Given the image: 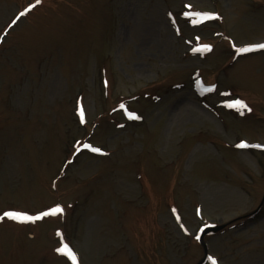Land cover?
Returning a JSON list of instances; mask_svg holds the SVG:
<instances>
[{"label":"rangeland","instance_id":"obj_1","mask_svg":"<svg viewBox=\"0 0 264 264\" xmlns=\"http://www.w3.org/2000/svg\"><path fill=\"white\" fill-rule=\"evenodd\" d=\"M34 3L0 0V213L64 212L0 221V264H197L209 224L264 264V0Z\"/></svg>","mask_w":264,"mask_h":264},{"label":"snow or ice","instance_id":"obj_2","mask_svg":"<svg viewBox=\"0 0 264 264\" xmlns=\"http://www.w3.org/2000/svg\"><path fill=\"white\" fill-rule=\"evenodd\" d=\"M40 2L41 0H35L34 4H29L28 7L25 8L23 12H21L18 16H16V18L12 21V24H15L16 21L19 20L21 16L26 15L32 8H34ZM187 7L191 8V5H188ZM184 15L200 17L203 20H208V19L217 18L218 14L208 13V12H185ZM194 22H197V21H194ZM197 39H199V37H197ZM211 47H212L211 45L205 44L202 46L201 49H196V50L197 51L210 50ZM258 49L264 50V43L250 44V45L240 48L239 51L241 53H244V52H250V51L258 50ZM227 106L230 108L247 109L249 111L251 110L248 108V105L245 103L243 99L231 100L227 102ZM129 116L135 117V113L130 112ZM80 117H81V121L83 122L84 112L82 108L80 109ZM135 118L138 119L139 117H135ZM241 146L246 147L247 145L246 143L242 142ZM86 147L91 148L93 152L99 153L102 151V149L94 148L91 145H86ZM256 147H262V146L257 145ZM63 212H64V208L59 204L53 207H50L46 211H41L35 215L29 214L27 211L7 210V211H3L2 213H0V221H3L5 218H7L13 221L20 222V223L34 222L38 219H43L45 216H55L57 214H62ZM56 251L58 253H61L67 256L72 261V264H78V258H77L76 252H74L73 249L67 243L62 244V246L58 247ZM208 259L212 262V264H218V261L216 260L215 257L208 256Z\"/></svg>","mask_w":264,"mask_h":264},{"label":"water","instance_id":"obj_3","mask_svg":"<svg viewBox=\"0 0 264 264\" xmlns=\"http://www.w3.org/2000/svg\"><path fill=\"white\" fill-rule=\"evenodd\" d=\"M219 228H221V226L210 225V226H207L206 229L204 230L203 235H202V237H201V241H202V243H203V245H204V247H205V251H206V253H207V246H206V243L204 242V235H205L207 232H213V231L218 230ZM202 262H203V261H202ZM198 264H201V262L198 263Z\"/></svg>","mask_w":264,"mask_h":264}]
</instances>
